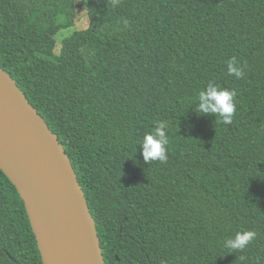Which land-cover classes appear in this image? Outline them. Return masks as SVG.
<instances>
[{"label":"trees","instance_id":"trees-1","mask_svg":"<svg viewBox=\"0 0 264 264\" xmlns=\"http://www.w3.org/2000/svg\"><path fill=\"white\" fill-rule=\"evenodd\" d=\"M0 66L63 145L105 264H264V0H0ZM209 83L235 90L231 124L195 113ZM157 121L167 160L146 163ZM0 264H43L1 170Z\"/></svg>","mask_w":264,"mask_h":264},{"label":"water","instance_id":"water-1","mask_svg":"<svg viewBox=\"0 0 264 264\" xmlns=\"http://www.w3.org/2000/svg\"><path fill=\"white\" fill-rule=\"evenodd\" d=\"M0 170L23 200L43 264H105L63 145L1 66Z\"/></svg>","mask_w":264,"mask_h":264},{"label":"clouds","instance_id":"clouds-1","mask_svg":"<svg viewBox=\"0 0 264 264\" xmlns=\"http://www.w3.org/2000/svg\"><path fill=\"white\" fill-rule=\"evenodd\" d=\"M227 72L236 78L244 75L243 69L238 66L235 56L227 61ZM235 90L223 88L217 84L209 83L198 92L194 102V111L197 115H212L219 117L223 124H231L236 111L234 98ZM167 123L157 121L154 130L145 134L140 142L143 161L165 162L167 160L166 145L168 144ZM256 233L253 230L237 231L224 241V247L231 250H243L254 239Z\"/></svg>","mask_w":264,"mask_h":264},{"label":"rangeland","instance_id":"rangeland-1","mask_svg":"<svg viewBox=\"0 0 264 264\" xmlns=\"http://www.w3.org/2000/svg\"><path fill=\"white\" fill-rule=\"evenodd\" d=\"M80 1V0H78ZM88 24V18L85 10V6H81L77 11V20L74 26L69 28L61 29L59 33L56 35V39L58 42L56 51L59 49L60 40L62 37L71 34L74 30L85 28Z\"/></svg>","mask_w":264,"mask_h":264}]
</instances>
